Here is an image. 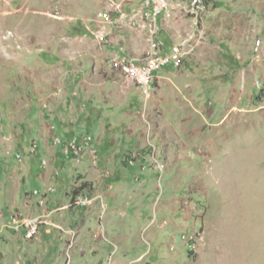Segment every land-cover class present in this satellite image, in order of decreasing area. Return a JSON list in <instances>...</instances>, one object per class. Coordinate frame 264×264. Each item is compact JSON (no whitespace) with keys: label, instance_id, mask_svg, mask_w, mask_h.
I'll list each match as a JSON object with an SVG mask.
<instances>
[{"label":"rangeland","instance_id":"1","mask_svg":"<svg viewBox=\"0 0 264 264\" xmlns=\"http://www.w3.org/2000/svg\"><path fill=\"white\" fill-rule=\"evenodd\" d=\"M111 1L131 11L143 0H0V125L15 113L19 129L35 132L39 113L46 122L64 113L74 136L100 142L98 173L116 168L101 170L110 160L118 168L134 161L159 168L151 174L156 189L144 200L150 204L143 248L151 255L133 264H264V0H206L208 11L198 6L197 19L195 0H172L162 20L164 39L193 35L197 25L204 35L185 50L180 67L162 70L147 103L110 57L117 43L127 47L123 35L135 46L148 45L132 54L145 56L152 48L148 33L114 29L111 37L121 40L100 43L89 30ZM29 147L24 142L0 156V230L23 197L11 206L2 182L6 162L14 168L44 156L42 147L30 156ZM81 177L67 178L53 195L67 200L71 185V195L93 191L97 182ZM25 187L44 191L32 178ZM24 249L28 255L30 247ZM3 259L4 252L0 264H10ZM30 259L20 264H33Z\"/></svg>","mask_w":264,"mask_h":264},{"label":"crops","instance_id":"2","mask_svg":"<svg viewBox=\"0 0 264 264\" xmlns=\"http://www.w3.org/2000/svg\"><path fill=\"white\" fill-rule=\"evenodd\" d=\"M121 37L124 38L128 50L134 55L143 54L149 47L148 45L145 47L135 46L133 45L134 38L126 40L125 35ZM112 39L121 40L116 37H112ZM172 39H177V35L173 34ZM116 45L112 48L117 47ZM161 77L160 75V81ZM41 113L37 115L40 125L35 132H33L35 130L33 127H29L28 130L19 129L13 122L18 115L15 113L8 116V118H13V121L5 126L0 125V156L10 153L13 149H18L24 142L29 143L30 146L34 140L38 142L37 153L35 155L29 153V155L37 156L40 147L43 148L44 154L42 158H30L23 166L19 165L14 168L5 161L7 176L6 180L2 182L6 183L7 198L11 202V206H17V197L22 195V206L14 208L25 211L29 216L49 214V223L40 227L33 240L25 239L24 231H15L11 223L3 225L0 230L2 244L0 253L4 252L3 260L10 264L27 262L32 260L30 258H33V264H67L68 262L70 264H94L113 255L117 264H133L137 256L151 255L143 248L145 246L144 234L147 228L149 229V225L143 229L142 227L147 221L144 215L146 212L148 214L147 208L150 204L144 200L151 198L153 190L156 189L151 188V174L159 168L156 169L154 165H150L152 169L148 170L145 162L138 163L137 161L127 164L126 168H118V164L114 160H110V164L104 163L101 170L112 167L111 163L115 164L116 168L112 167L113 170L109 168L106 171L109 174L103 171L98 173L97 159L85 155L77 162L65 153L62 146L57 144L58 139L66 143L72 138L78 137L74 136L64 113L54 114L47 122L42 120V117L46 118V115ZM30 116L29 113L26 114V117ZM33 133L34 139L30 142L27 141L26 136L29 134L30 137ZM94 140L98 150L100 142L96 137ZM18 155L20 154L18 153ZM69 157L76 165L82 166L74 170L68 165L65 169L67 162L70 161ZM85 159L90 162V165L83 164ZM19 160H22V156ZM174 164L175 161H165V165L170 168ZM56 166H58V170ZM77 172L80 177L82 176L81 183L97 182L93 191L90 192L87 188H83L76 195H71L70 190L73 186L71 185L65 194L67 200L62 199L61 195H53L59 184H63L67 178H71ZM129 173L131 175H128ZM29 178L43 185L42 196L40 192L36 191L37 193L31 194L26 189L25 185ZM87 187L89 190L91 189L90 186ZM49 188H53L54 191L50 192ZM79 194L100 198L86 207H69L73 197ZM173 203H176L175 199ZM14 208H11V211ZM139 222L142 224H138ZM94 223L97 225L96 228L92 227ZM135 226L136 228L138 226V230L135 237L131 238ZM140 232L144 242H141ZM25 247H30L28 255ZM17 251L19 256L16 254ZM101 256L102 260H94Z\"/></svg>","mask_w":264,"mask_h":264},{"label":"built area","instance_id":"3","mask_svg":"<svg viewBox=\"0 0 264 264\" xmlns=\"http://www.w3.org/2000/svg\"><path fill=\"white\" fill-rule=\"evenodd\" d=\"M196 9H192L195 19L198 18V6H205V14L208 11L206 0H195ZM173 7L172 0H143L140 6L128 11L117 1H111L108 9L101 11L96 19L92 29L100 43H108L113 35V30H127L142 34V29L151 30V38L155 45V53L149 56L147 63L135 65L132 53L127 47L118 45L117 49L110 57L112 66L120 70L127 81L136 87L144 100L148 102L156 91V83L160 81V73L167 66L178 68L183 63V54L186 49L197 46L198 40L204 35L201 34V28L197 25L196 32L193 35H185L177 40L168 41L162 35L163 16L167 15ZM62 146L65 153L79 162L85 155H90L97 159L98 150L95 147V140L92 136L74 137L64 143L62 140L56 141ZM38 142L36 140L30 143L29 153H37ZM21 159V155L17 156ZM132 164V162H131ZM50 192L54 191L49 188ZM37 193V192H35ZM100 197H91L86 194H79L73 197L69 207L81 208L89 206ZM46 216H29L28 214L18 213V209H13L10 213V223L17 232L24 231L25 239L33 240L39 232L42 225L46 223ZM191 245L190 250H194ZM95 264V263H94ZM102 264H117L113 255L102 260Z\"/></svg>","mask_w":264,"mask_h":264},{"label":"bare ground","instance_id":"4","mask_svg":"<svg viewBox=\"0 0 264 264\" xmlns=\"http://www.w3.org/2000/svg\"><path fill=\"white\" fill-rule=\"evenodd\" d=\"M142 30H145L148 33V35L150 37V40H151V46H152V48L150 49V51L148 52V54H146L145 56H142V57H133V59L135 60V65H142L144 63H147L148 60H149V56H152L155 53V45H154V42H153V40L151 38V30L150 29H142ZM19 213H21V212H19ZM46 218H48V217L46 216ZM96 264H102V262L96 263Z\"/></svg>","mask_w":264,"mask_h":264},{"label":"trees","instance_id":"5","mask_svg":"<svg viewBox=\"0 0 264 264\" xmlns=\"http://www.w3.org/2000/svg\"><path fill=\"white\" fill-rule=\"evenodd\" d=\"M77 193H75V195H76Z\"/></svg>","mask_w":264,"mask_h":264}]
</instances>
